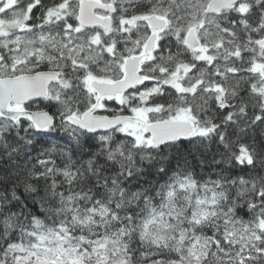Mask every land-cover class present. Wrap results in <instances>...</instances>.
<instances>
[{
    "label": "snow or ice",
    "instance_id": "1",
    "mask_svg": "<svg viewBox=\"0 0 264 264\" xmlns=\"http://www.w3.org/2000/svg\"><path fill=\"white\" fill-rule=\"evenodd\" d=\"M0 264H264V0H0Z\"/></svg>",
    "mask_w": 264,
    "mask_h": 264
},
{
    "label": "trees",
    "instance_id": "2",
    "mask_svg": "<svg viewBox=\"0 0 264 264\" xmlns=\"http://www.w3.org/2000/svg\"><path fill=\"white\" fill-rule=\"evenodd\" d=\"M108 106H109L110 108H115V107H117L116 103H114V102H108ZM41 107H43V105H41ZM98 113H99V114H105V115L108 114V113L104 112L103 110H98ZM125 114H131V113H130V112H125ZM197 171H199V169H197ZM204 171H205V172H208V173H211L213 170H212L211 168H205ZM197 178L200 179V177H197ZM203 178H204V179H207V178H209V177L205 176V177H203ZM211 178H212V179H216V176H215V175H212Z\"/></svg>",
    "mask_w": 264,
    "mask_h": 264
},
{
    "label": "water",
    "instance_id": "3",
    "mask_svg": "<svg viewBox=\"0 0 264 264\" xmlns=\"http://www.w3.org/2000/svg\"><path fill=\"white\" fill-rule=\"evenodd\" d=\"M97 114H99V113H97ZM100 115H105V114H100Z\"/></svg>",
    "mask_w": 264,
    "mask_h": 264
}]
</instances>
